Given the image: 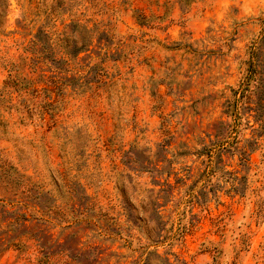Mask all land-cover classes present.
<instances>
[{
    "label": "rangeland",
    "instance_id": "1",
    "mask_svg": "<svg viewBox=\"0 0 264 264\" xmlns=\"http://www.w3.org/2000/svg\"><path fill=\"white\" fill-rule=\"evenodd\" d=\"M264 0H0V264H264Z\"/></svg>",
    "mask_w": 264,
    "mask_h": 264
},
{
    "label": "trees",
    "instance_id": "2",
    "mask_svg": "<svg viewBox=\"0 0 264 264\" xmlns=\"http://www.w3.org/2000/svg\"><path fill=\"white\" fill-rule=\"evenodd\" d=\"M181 1L182 4H188V2H190L191 0H179ZM263 111H264V106H263ZM263 118H264V114H263Z\"/></svg>",
    "mask_w": 264,
    "mask_h": 264
}]
</instances>
